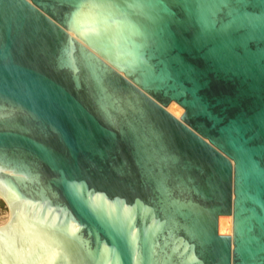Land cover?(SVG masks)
I'll return each instance as SVG.
<instances>
[{"label":"water","instance_id":"95a60500","mask_svg":"<svg viewBox=\"0 0 264 264\" xmlns=\"http://www.w3.org/2000/svg\"><path fill=\"white\" fill-rule=\"evenodd\" d=\"M0 264H264V0H0Z\"/></svg>","mask_w":264,"mask_h":264},{"label":"bare ground","instance_id":"6f19581e","mask_svg":"<svg viewBox=\"0 0 264 264\" xmlns=\"http://www.w3.org/2000/svg\"><path fill=\"white\" fill-rule=\"evenodd\" d=\"M167 109L176 117H180L184 112L183 108L176 102H172ZM233 217L232 215L221 216L219 219V231L220 233L232 234Z\"/></svg>","mask_w":264,"mask_h":264},{"label":"rangeland","instance_id":"374dc122","mask_svg":"<svg viewBox=\"0 0 264 264\" xmlns=\"http://www.w3.org/2000/svg\"><path fill=\"white\" fill-rule=\"evenodd\" d=\"M184 110V109H183ZM222 235H232V234H228V233H220Z\"/></svg>","mask_w":264,"mask_h":264}]
</instances>
